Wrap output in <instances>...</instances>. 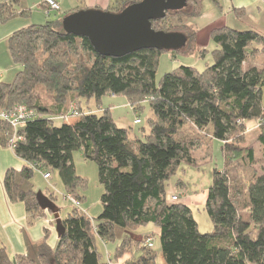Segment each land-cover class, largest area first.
I'll use <instances>...</instances> for the list:
<instances>
[{
    "label": "trees",
    "instance_id": "16d2710c",
    "mask_svg": "<svg viewBox=\"0 0 264 264\" xmlns=\"http://www.w3.org/2000/svg\"><path fill=\"white\" fill-rule=\"evenodd\" d=\"M20 1L0 0V21L14 16ZM111 1L108 9L118 12L141 0ZM203 1L187 0L184 8L153 19V28L183 33L184 53L195 54L197 29L184 20L200 15ZM213 2L221 7L220 0ZM42 6L46 10L47 0ZM77 8L73 10L90 7ZM61 23V18L49 19L9 36L11 56L21 69L12 82L0 80V146L11 147L25 163L8 168L3 185L10 202L24 204L28 224L46 212L32 182L36 169L50 174L57 170L67 195L82 203L79 190L85 180L74 162V152L81 150L98 165L103 209L93 220L73 204L55 247L48 244L49 228L41 242L26 236V254L12 257L0 242V264H110L102 262L96 237L116 242L125 230L150 224L158 229L162 264H264V173L256 168L255 148L244 145L246 122L257 120L264 156V63L246 66L248 60L264 57V36L254 28L215 27L210 32L216 44L213 64L204 70L181 65L157 83L162 52L182 48L104 56L87 37L60 29ZM181 28L191 31L176 30ZM106 94L126 97L135 111L149 105L152 114L141 135L132 136L131 128L117 123L111 107L100 105ZM93 99L96 108L90 106ZM20 105L34 114L15 128L1 114ZM73 116L76 120L68 121ZM54 117L63 122L56 124ZM216 140L224 163L214 168L204 206L213 230L202 233L192 207L177 194V200L170 199L167 184L182 165L201 168L210 162ZM155 234L149 232L143 239L124 236L114 258L129 255L124 264H161L152 242Z\"/></svg>",
    "mask_w": 264,
    "mask_h": 264
},
{
    "label": "rangeland",
    "instance_id": "374dc122",
    "mask_svg": "<svg viewBox=\"0 0 264 264\" xmlns=\"http://www.w3.org/2000/svg\"><path fill=\"white\" fill-rule=\"evenodd\" d=\"M43 1L44 0H22L21 3L15 4L16 14L5 21H0V28L3 29L4 26L11 27V35L15 31L31 24H43L49 19L55 21L60 18L63 19L65 14L67 15L75 9H78L77 7H88L87 4L92 3L93 0H60V10H52L50 15L46 14L45 7L42 6ZM104 1L106 0H97V4L101 5ZM249 1L251 4L242 7L233 5L232 0H220L221 7H218L213 0H204L201 14L195 18L184 20L185 23H193L197 29L198 40L195 48L196 52H193L195 54L184 53V48H180L181 50L179 51H163L160 55L157 68V83L160 82L164 74L177 69L181 65L194 66L199 70H204L207 66L213 64L214 60L212 57V51L215 49L216 44L211 39L210 32L215 27L227 25L237 29L254 28L264 36V0ZM111 2L112 1L110 0L108 8H110L112 4ZM98 7L100 8V6ZM22 11H24V13H21ZM173 22L177 23V20L173 19ZM60 29L65 31V27L62 23L60 24ZM176 30L186 32L191 31L190 28ZM10 35L4 37V35L0 34V69L4 72L0 77V80L4 82H12L20 69V65L14 62L9 50ZM263 63L264 57L259 55L248 60L246 66L255 65L260 67ZM83 104H85V102H83ZM100 105L103 108L112 107V113L117 123L122 127L131 128L132 136L133 132L139 133L141 127L148 126V118L152 114L147 103H145L143 109L141 108L135 111L134 107L128 103V99L124 96L112 97L110 94H106L102 97ZM90 106L92 108L98 107L95 99L91 100ZM139 117L142 119L141 124L135 122ZM73 119H76V116H73ZM258 125L259 122L257 120H249L246 122L247 131L244 145L255 148L257 156L256 168L259 173H264V156L260 144L257 141V135L259 132ZM199 154L200 153L198 152V155ZM74 162L78 175L85 180V185L79 190L80 195L83 197L82 207L84 210H87L89 217L94 220L99 216L103 209L101 197L104 193V186L99 181L98 165L95 161L85 159L81 150H76L74 152ZM223 163L224 156L221 149V142L216 140L212 148V158L210 162L204 164L201 168L182 165L178 173L172 177L167 184L168 197L177 194L179 196V201L192 207L194 217L198 221L199 229L202 233H207L213 230L212 220L204 209V206L208 195V189L212 183L214 168H222ZM51 174L52 178L50 179V182L55 185L54 188L48 184L38 169L35 170L32 182L34 183L36 190H42L46 194L55 193V196H57L55 202L60 208V216L63 219L73 210V204L71 201L64 199V194L67 193V189L62 182L58 171L51 170ZM53 220L54 219L52 218V223L48 224V226L50 225L55 231ZM46 228H44V231ZM149 232H156L155 236L152 238V242L158 253V262L161 264L164 263L161 245L157 234L158 229L153 224L148 225L140 236H138V233L135 231L125 230L120 236H118L116 242H109L108 245L107 242H100L99 238L96 237V245L102 262L105 263L108 261L110 264H120L113 255L116 244L121 242L124 236L143 239ZM42 238H44V235ZM109 249H111L112 252ZM133 250L135 253L137 252L136 249ZM107 251L112 254L115 259L114 262L110 259L107 260ZM122 264L124 263L122 262Z\"/></svg>",
    "mask_w": 264,
    "mask_h": 264
},
{
    "label": "water",
    "instance_id": "95a60500",
    "mask_svg": "<svg viewBox=\"0 0 264 264\" xmlns=\"http://www.w3.org/2000/svg\"><path fill=\"white\" fill-rule=\"evenodd\" d=\"M186 5L187 0H141L118 12L90 7L65 15L62 24L66 32L87 37L104 56L121 57L148 48L177 50L186 45L187 37L181 32L158 31L152 20ZM37 200L42 209L53 215L58 237L63 235L66 227L56 202L42 190L37 191Z\"/></svg>",
    "mask_w": 264,
    "mask_h": 264
},
{
    "label": "crops",
    "instance_id": "0c3cea01",
    "mask_svg": "<svg viewBox=\"0 0 264 264\" xmlns=\"http://www.w3.org/2000/svg\"><path fill=\"white\" fill-rule=\"evenodd\" d=\"M58 1L60 3V0ZM21 2L22 0L19 3ZM109 2L110 0H106L104 1L103 4L98 5L97 0H93L92 3H89L87 5L88 7L100 6V8L107 9ZM232 2H233V5L242 6V7H246L247 5L251 4L249 0H232ZM10 28L11 27H8V26H4L3 29L0 28V34L4 35V37L7 35H10V33L12 32ZM3 73L4 72L1 71L0 69V77L3 75ZM111 96L116 97L114 95H111ZM111 109L113 111L112 107ZM54 119H55L56 124H60L63 122V118L61 117H54ZM75 120L76 119L70 118L68 121L74 122ZM24 163L25 161L19 158L14 153V150L11 147L8 148V147L0 146V242L1 244L6 246L7 250L9 251L12 257H14L17 254H26L29 251V248L26 242V236L32 242H36V243L41 242L43 240L42 237L44 235V228L46 227L49 228V230L51 231L50 237L48 238V244L51 247L56 246L58 242V238H59L58 234L56 233V229L54 231L52 227H50V225L48 226V224L52 223V218H53L52 217L53 215H51L49 211L45 212V215L43 218L39 217L40 220L39 218H37L38 220L36 219L35 220L36 222L34 221L32 224H28V218H27V213H26L24 204L22 202L12 203L9 201L6 195L4 185H3V178H4V174L6 170L12 167L19 169L24 165ZM40 172L42 173L43 178L48 182V184H50L54 188L55 185L50 182V179L52 178V174H51V177L47 179L44 177V172L42 171ZM34 188H35V185H34ZM66 194H64V199L68 200V198H66ZM82 206L83 204L81 203V207ZM82 209L84 208L82 207ZM85 211L87 212V210ZM144 229H146V227H141L135 232H137L138 233L137 235L140 236L141 234H143ZM99 240L100 242L101 241L104 242V240L101 238H99ZM108 243L109 242H107V245ZM109 250L111 251V249ZM111 255L112 254L109 251H107V258H108L107 260H109V257ZM128 256L129 255H126L125 257H123L122 260H120V262L118 261V263L122 264L124 259H126Z\"/></svg>",
    "mask_w": 264,
    "mask_h": 264
},
{
    "label": "built area",
    "instance_id": "2783aa9c",
    "mask_svg": "<svg viewBox=\"0 0 264 264\" xmlns=\"http://www.w3.org/2000/svg\"><path fill=\"white\" fill-rule=\"evenodd\" d=\"M47 9L46 14L49 15L51 10H60V3L57 0H47ZM34 114L33 111L29 110L26 106L20 105L13 108L11 111H5L1 114L2 119H10L15 125V128H17L19 125L26 122L28 118H30ZM135 122L139 123L140 120L137 118ZM15 138L11 139L10 143H14ZM45 178H50L51 174L49 172H44ZM66 198L72 202V204H75L77 206H81V202L78 201L73 196L67 195ZM170 199L177 200L176 195L169 196ZM149 245L152 246L153 244L149 242Z\"/></svg>",
    "mask_w": 264,
    "mask_h": 264
}]
</instances>
